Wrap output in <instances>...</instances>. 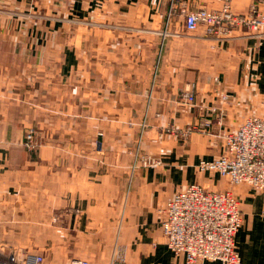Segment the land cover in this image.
I'll return each instance as SVG.
<instances>
[{"label":"crops","instance_id":"0c3cea01","mask_svg":"<svg viewBox=\"0 0 264 264\" xmlns=\"http://www.w3.org/2000/svg\"><path fill=\"white\" fill-rule=\"evenodd\" d=\"M198 4L220 7L0 0V264H25L11 260L17 254L40 255L43 264H111L123 249L126 264H186L165 245L157 210L187 185L228 188L197 163L222 154L221 135L244 110L264 111V36L236 29L217 38L202 26L188 33L180 11ZM253 4L230 7L244 14ZM205 119L203 132L181 135ZM28 128L39 138L30 152L22 144ZM136 149L155 163L135 162ZM231 190L242 213L235 251L242 264H264V193Z\"/></svg>","mask_w":264,"mask_h":264},{"label":"built area","instance_id":"2783aa9c","mask_svg":"<svg viewBox=\"0 0 264 264\" xmlns=\"http://www.w3.org/2000/svg\"><path fill=\"white\" fill-rule=\"evenodd\" d=\"M212 2L220 4V7L212 8L198 4L191 10L180 11L186 32H195L202 26L208 36L217 38L231 37L236 29L245 31L248 36L257 40L264 36V0H258V4L251 5L244 14H234L231 11V0ZM176 8L175 3H172L167 20ZM194 91L195 85L192 84L191 90L185 95V103L190 106L194 103ZM227 102L229 96L222 95L219 103L223 105ZM258 105L263 108L264 102H259ZM217 111L213 113L221 112ZM210 125L211 119H205L202 126L187 127L181 135L186 138L192 131L203 132ZM97 135L99 140L103 136L99 132ZM221 140L222 154L212 160L201 159L197 163V168L200 172L218 173L227 180L228 188L214 192L195 184L187 185L157 210L156 224L160 228L165 245L175 257L182 259L186 264L204 260L218 261L222 264H242L234 245V236L242 224V213L239 201L231 188L244 185L255 193H264V111L261 113L250 111L234 129L225 130ZM23 145L26 150L36 147L31 128L25 131ZM137 159L136 154L135 162ZM148 160L141 165L155 163L153 159ZM17 256L16 260L25 264L44 262L40 255L17 254ZM110 263L126 264L124 249L118 252ZM71 264L89 263L81 259Z\"/></svg>","mask_w":264,"mask_h":264},{"label":"rangeland","instance_id":"374dc122","mask_svg":"<svg viewBox=\"0 0 264 264\" xmlns=\"http://www.w3.org/2000/svg\"><path fill=\"white\" fill-rule=\"evenodd\" d=\"M246 111H247V110H244V111H243V114H244L243 117H244L245 115L248 114V113H246ZM250 111H251V110H250ZM257 113H261V112L257 111ZM192 132H193V131H192ZM192 132H191V133H192ZM99 133H102V132H99ZM191 133H190V134H191ZM36 134H37V133L33 130L34 141H35V143H36V147H37V146H39V138L37 137ZM102 134H103V133H102ZM190 134H189V136H190ZM96 136H98V135L96 134ZM102 138H103V136H102ZM102 138H101L100 140L98 139V140H99V141L97 140L98 142L96 141L97 144H96V142H95V149H96V150H100V149L102 148ZM36 147H35V148H36ZM138 151H139V150L136 149L135 152H133V153H134V154H133V156H134V160H135V156H136V154H138V155H137V157H138L137 161H139L140 164H143L144 162H148V161H149L148 158H150V157H147V156H141V155L139 154ZM150 159H153V158H150ZM153 160H154V159H153ZM137 163H138V162H137ZM20 257H21V256H20ZM20 257H19V258H20ZM10 258H14V260H16V259H18V256H17V255H11Z\"/></svg>","mask_w":264,"mask_h":264},{"label":"trees","instance_id":"16d2710c","mask_svg":"<svg viewBox=\"0 0 264 264\" xmlns=\"http://www.w3.org/2000/svg\"><path fill=\"white\" fill-rule=\"evenodd\" d=\"M23 144V143H22ZM23 147H24V149L26 150V148H25V146L23 145ZM33 150H35V148L34 149H32V150H26V151H28V152H30V151H33Z\"/></svg>","mask_w":264,"mask_h":264}]
</instances>
